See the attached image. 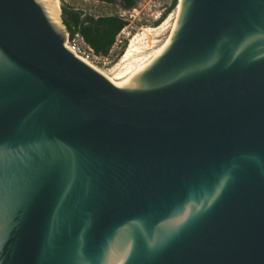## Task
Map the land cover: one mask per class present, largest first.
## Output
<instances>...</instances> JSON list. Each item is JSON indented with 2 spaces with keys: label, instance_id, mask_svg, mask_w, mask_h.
Here are the masks:
<instances>
[{
  "label": "water",
  "instance_id": "obj_1",
  "mask_svg": "<svg viewBox=\"0 0 264 264\" xmlns=\"http://www.w3.org/2000/svg\"><path fill=\"white\" fill-rule=\"evenodd\" d=\"M178 5L116 86L0 0V264H264V0Z\"/></svg>",
  "mask_w": 264,
  "mask_h": 264
},
{
  "label": "rangeland",
  "instance_id": "obj_2",
  "mask_svg": "<svg viewBox=\"0 0 264 264\" xmlns=\"http://www.w3.org/2000/svg\"><path fill=\"white\" fill-rule=\"evenodd\" d=\"M173 0H140L135 8L129 10L124 16L132 25V33L129 37L130 42L137 37V47L141 48L142 52H135L136 66H143L152 57L155 56L159 48L170 37L177 18V7L171 11L168 17L160 25H155V22L160 18L169 7ZM69 3L86 8L91 14L96 16L119 14L120 9L106 2L97 0H68ZM179 4V3H178ZM128 44V45H129ZM128 48V47H127ZM121 56L115 62L108 66L100 64L97 66L107 73L110 77L116 79L117 74L123 70L126 63H121ZM117 80V79H116ZM120 82L121 80H117Z\"/></svg>",
  "mask_w": 264,
  "mask_h": 264
},
{
  "label": "trees",
  "instance_id": "obj_3",
  "mask_svg": "<svg viewBox=\"0 0 264 264\" xmlns=\"http://www.w3.org/2000/svg\"><path fill=\"white\" fill-rule=\"evenodd\" d=\"M109 4L115 2L113 0H102ZM179 0H173L171 6L160 16L155 25H160L165 21L173 9L177 7ZM137 4L132 2L130 8H135ZM118 8V7H117ZM69 19L64 20V25L70 34L80 33L85 41L95 50L97 54L107 55L110 53L116 36L127 26L128 22L122 19L118 14H109L94 16L88 14L82 17L81 12H67ZM129 39L126 40L122 51L116 57L115 61L123 56L127 50ZM114 61V62H115Z\"/></svg>",
  "mask_w": 264,
  "mask_h": 264
},
{
  "label": "built area",
  "instance_id": "obj_4",
  "mask_svg": "<svg viewBox=\"0 0 264 264\" xmlns=\"http://www.w3.org/2000/svg\"><path fill=\"white\" fill-rule=\"evenodd\" d=\"M171 4L172 1L170 2V6ZM127 12L129 11L120 10V13L118 15L128 22L129 20L126 18V16H124ZM132 29V25L130 24V22H128L127 26L116 36L114 45L110 53L107 55L97 54L95 50L85 41L80 33L70 34L68 32L65 47L71 50L76 55V57L92 66L97 67L100 64L108 66L114 62L116 57H118V55L122 51L126 40L129 39L132 33Z\"/></svg>",
  "mask_w": 264,
  "mask_h": 264
},
{
  "label": "bare ground",
  "instance_id": "obj_5",
  "mask_svg": "<svg viewBox=\"0 0 264 264\" xmlns=\"http://www.w3.org/2000/svg\"><path fill=\"white\" fill-rule=\"evenodd\" d=\"M59 10L61 13V7L59 6ZM179 11V5L177 7V14ZM59 18H60V14H59ZM176 23V22H175ZM175 27V25H174ZM174 29V28H173ZM173 31V30H172ZM171 37V35H170ZM170 37L166 40V42L159 48V50L157 51V53L155 54L154 57H152L147 63H145L143 66H136V59H133L134 57V53L135 52H142L140 47H137L136 44L138 42V38L135 37L129 44L125 54L123 55L122 59H121V63H126L123 70L120 71L117 74V80H121L120 82H118L116 79L110 77L107 73H105L104 71H102L101 69H98L97 67L93 66L94 68H96L98 71H100L102 74H104L106 77L109 78V80H111L116 86H122L125 84H128L130 82V80L133 78V76H135L140 70H142L143 68H145L156 56H158L160 54V52L164 49V47L167 45V43L170 40ZM92 66V65H91Z\"/></svg>",
  "mask_w": 264,
  "mask_h": 264
},
{
  "label": "flooded vegetation",
  "instance_id": "obj_6",
  "mask_svg": "<svg viewBox=\"0 0 264 264\" xmlns=\"http://www.w3.org/2000/svg\"><path fill=\"white\" fill-rule=\"evenodd\" d=\"M99 1H102V0H99ZM64 2L69 7V9L65 8V7L61 8L60 17L62 19L63 24H64V20L69 19V17H68L69 14H67V12H81L83 14L82 15L83 18L86 17L88 14H91L86 8L73 5V4L69 3L68 0H64ZM102 2H104V1H102ZM132 2H135V4L137 2V4H138L140 2V0H122V5L126 8H130V6L132 5ZM111 5H113V4H111ZM76 8H81V9H76Z\"/></svg>",
  "mask_w": 264,
  "mask_h": 264
}]
</instances>
